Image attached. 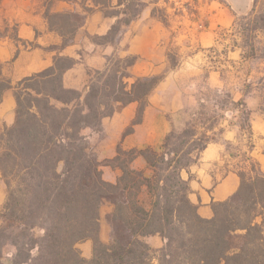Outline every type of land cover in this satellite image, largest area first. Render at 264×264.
I'll list each match as a JSON object with an SVG mask.
<instances>
[{
    "label": "trees",
    "instance_id": "16d2710c",
    "mask_svg": "<svg viewBox=\"0 0 264 264\" xmlns=\"http://www.w3.org/2000/svg\"><path fill=\"white\" fill-rule=\"evenodd\" d=\"M83 7L116 20L107 35L92 37L95 44L116 45L123 29L139 19L144 4L84 0ZM48 18L63 36V46L72 44L78 29L74 14ZM57 18L67 24L57 23ZM245 19V31L264 32V0H254ZM67 25L72 26L69 36ZM137 61L134 55L118 57L102 71L87 72L84 92L64 85V74L75 65L69 57H57L54 66L15 85L0 77V105L9 89L17 103L14 125L5 126L0 135V171L7 187L0 212V264L6 245L17 251L12 264H264V175L258 174L256 162L237 172L241 182L236 196L213 203L211 219L199 215L189 199V183L182 178L211 142L208 137L197 142L195 132H171L160 147L118 145L117 155L106 165L121 175L114 183L103 178L82 132H103V120L132 103L138 110L123 138L142 122L149 97L165 76H141L129 85ZM245 120L250 131L247 111ZM140 158L145 169L134 168ZM105 199L112 202L111 220L123 226L127 241L115 236L108 244L101 240ZM157 235L164 241L159 249L143 240ZM235 237L241 239L238 245ZM86 240L94 242L91 258L77 248Z\"/></svg>",
    "mask_w": 264,
    "mask_h": 264
},
{
    "label": "crops",
    "instance_id": "0c3cea01",
    "mask_svg": "<svg viewBox=\"0 0 264 264\" xmlns=\"http://www.w3.org/2000/svg\"><path fill=\"white\" fill-rule=\"evenodd\" d=\"M253 3L254 0H200L196 7L200 15L198 19L184 16L175 20L171 17L169 22L173 26L153 17L150 7H147L139 19L123 30L121 42L131 33L126 50L139 57L141 63L135 65V69L141 71L140 77L167 70L168 48L174 43L182 47L178 54L182 58L181 65L175 72L196 73L207 67L206 54L209 51L222 53L231 65H241L248 60L244 57L243 48L228 45L219 36V32L231 33L236 17L248 14ZM179 4L181 3H176V6ZM83 6L84 0H0V77L15 85L54 66L57 57H69L75 60V65L64 74V85L83 92L87 86L88 70L103 69L107 56L115 52V45H98L89 38L107 35L116 21L105 17L97 9L88 13ZM59 13H73L75 18L82 17L74 42L68 46H63V36L49 22V14ZM172 30H176V35L173 36ZM262 35L264 37V33ZM74 73L78 77L71 80ZM253 73L243 85H236L232 91L233 103L238 109L244 108L249 113L251 130L241 126L240 116L237 114L239 111H228L222 118L219 139L210 142L197 161L182 172V178L190 186L189 199L197 206L199 215L204 219L214 216L213 203L235 197L240 187L238 173L226 169V145H240V138H248L253 147L244 146V151L252 162L259 164L264 173V88H261L262 83L255 80L256 77L264 80V58L258 59ZM208 85L215 89L224 87L220 72L212 67H209ZM198 102L199 100L195 101V98L184 93L173 76L165 77L149 97L142 122L134 127L131 135L123 138L122 134L120 142L124 139L123 145L127 149L156 146L173 128L169 117L197 105ZM200 102H204V99H200ZM239 102H243L244 107ZM16 107L14 92L9 89L4 93L0 105V135L5 126L14 125ZM137 110V103L123 107L119 114L122 132L135 119ZM138 162L143 163V160L140 158ZM119 176L117 172L114 177L104 179L114 183ZM6 200L7 187L0 171V212ZM1 224L0 219V226ZM100 237L104 241L101 233ZM143 240L156 249L164 245L158 235L145 237ZM5 247L15 248L12 245ZM14 255L13 249L7 255L9 263H4L3 258V264H12Z\"/></svg>",
    "mask_w": 264,
    "mask_h": 264
},
{
    "label": "rangeland",
    "instance_id": "374dc122",
    "mask_svg": "<svg viewBox=\"0 0 264 264\" xmlns=\"http://www.w3.org/2000/svg\"><path fill=\"white\" fill-rule=\"evenodd\" d=\"M144 4V9L150 7L152 16L155 15L157 19L163 21L168 26H173L169 20L171 17L177 20V18L182 19V17L187 16L194 19L200 17L199 11L196 7L199 5L200 0L190 1V0H141ZM206 1V0H203ZM176 3H181L176 6ZM254 4V3H253ZM143 9V10H144ZM175 9V10H173ZM251 11V10H250ZM143 14V13H142ZM141 14V15H142ZM244 15H239L235 19V24L231 33H225L224 31L219 32V36L223 37L224 41H227L228 45H238L243 48L244 57L248 60L241 65H231L228 63V59L222 55L220 52L209 51L207 55V67L201 68L198 72H175L180 67L182 58L178 55L179 50L182 48L181 45L176 43L171 44L168 48V61L169 65L167 70H164L161 73L154 75H164L173 76L175 80L181 85L184 90V93L188 97L195 98V101L199 100L198 104L191 106L185 110L172 114L169 118L173 124L171 132L177 134L182 133L184 130L192 131L196 133L194 140L197 142H203L201 139L208 137L210 141H217L219 139V134L221 132V122L225 113L231 111L237 113L239 111L240 123L244 129L246 127V110L244 108L238 109V106L235 105L232 101L233 94L232 91L236 85H243L244 81L248 76L253 73L257 67L258 59L264 58V37L261 36V33H250L244 30L247 27V20ZM55 21L61 25H65L64 22H67L63 19H55ZM78 25L82 22V17H77L74 20ZM126 28V27H125ZM124 28V29H125ZM72 26H66V32L69 36L71 33ZM123 29V30H124ZM123 32V31H122ZM173 36L176 35V30H172ZM131 37V33H128L125 41L121 42L122 38L119 37L117 44L115 45V52L107 56L106 65L104 70L109 63V61L118 58V57H127L129 55H134L127 53L126 44ZM93 42L92 37L89 38ZM192 52H190L191 54ZM137 56V55H134ZM138 57V56H137ZM141 63L139 57L135 65ZM209 67L218 70L221 75V81L224 83L222 89L211 88L208 85V76H209ZM166 69V68H165ZM174 70V72H171ZM94 69L88 70L91 74L94 73ZM254 76H257L253 73ZM141 71L139 72L135 69V66L130 69V78L127 80L128 84H132L137 77H140ZM78 77L74 75L71 77V80ZM255 79V78H254ZM256 82L262 83V89L264 88V80H259L256 77ZM89 82V77L87 84ZM246 86V85H245ZM249 89V88H248ZM84 92V91H83ZM200 99H204V102H200ZM123 107H119L115 114L111 117H107L103 120V132L99 133L90 128L85 129L82 134L88 139L90 146V156L91 158L100 164V170L103 173V178L106 180L112 178L117 174L121 175L119 169L107 166V160L113 159L117 155V146L121 145L124 149H127L123 145L122 134L125 131H121L122 123L119 121V114L122 112ZM130 126V125H129ZM128 126V127H129ZM126 130V129H125ZM170 132V133H171ZM165 138V137H164ZM164 138L157 144L155 147H160L164 141ZM240 145H226V169L234 170L236 172L249 170L251 159L250 156H247V153L244 151V146H249L250 148L253 145L250 144L248 138H240ZM120 142V143H119ZM196 157V153L194 155ZM194 157V158H195ZM199 157V156H198ZM143 160V159H142ZM197 161V159H196ZM257 172L260 175H264L261 171V168L258 163ZM134 168L136 169H145L146 163L143 160V163H134ZM142 199L148 201V195L143 194ZM112 202L108 199H105L102 203L101 212H100V224L104 228H100V233L102 238H104L105 243H110L112 238L118 237L123 241H127L128 237L125 234L123 226L111 220L112 212ZM36 235L41 236L42 231L36 230ZM240 234V233H238ZM241 239L238 237L234 238V243L238 245ZM164 242V241H163ZM94 242L93 240H86L77 245V248L81 252L82 256L85 258H91L93 254ZM13 247L3 248L4 253V263H9L7 255L10 254ZM90 256V257H89Z\"/></svg>",
    "mask_w": 264,
    "mask_h": 264
}]
</instances>
